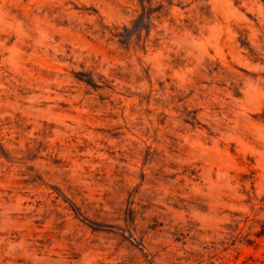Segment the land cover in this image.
I'll return each mask as SVG.
<instances>
[{
    "label": "rangeland",
    "instance_id": "1",
    "mask_svg": "<svg viewBox=\"0 0 264 264\" xmlns=\"http://www.w3.org/2000/svg\"><path fill=\"white\" fill-rule=\"evenodd\" d=\"M0 264H264V0H0Z\"/></svg>",
    "mask_w": 264,
    "mask_h": 264
}]
</instances>
